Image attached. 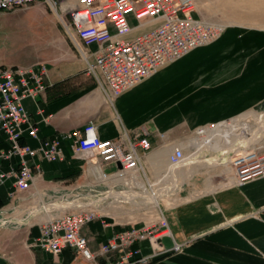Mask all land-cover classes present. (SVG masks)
Returning <instances> with one entry per match:
<instances>
[{
	"label": "crops",
	"instance_id": "crops-1",
	"mask_svg": "<svg viewBox=\"0 0 264 264\" xmlns=\"http://www.w3.org/2000/svg\"><path fill=\"white\" fill-rule=\"evenodd\" d=\"M36 6L44 5L30 7ZM130 17L136 26L137 20ZM55 33L57 41L52 53L32 65L46 66L47 92L38 101L26 98L24 106L31 123L39 128V139H58L64 159L47 162L38 156L29 160L33 166L43 168V174L30 193L15 198H11L13 181L0 188V218L11 217L18 203L30 213L33 209L39 210L41 203L55 195L57 189L86 180L88 162L94 156L75 152L74 139L66 135L85 128L90 122L97 123L98 136L105 141L120 140L122 133L133 139L136 132L147 131L154 150L143 161L147 173L153 176L170 169L168 158L173 146L193 139L198 128L232 122L252 110L264 112V52L234 53V47L243 43L232 38L231 31L218 43L197 48L154 77L144 79L114 102L87 73L88 60L83 55L86 47L77 33L74 30L69 33L65 28ZM98 49V45L90 47L95 52ZM0 65L20 67L3 61ZM25 130L23 143L39 149L42 141L30 136L29 126ZM160 133L167 138L163 139ZM213 134L217 140L227 136ZM218 146L219 152L227 151ZM8 148L10 143L5 133L0 132V149ZM20 161L17 155L3 161L2 166L10 171L18 168ZM224 166L225 172L218 177H206L200 170L203 166L196 168L192 175L184 169L178 171L180 189L173 196L175 202L165 212L173 238L183 247L150 264H264V178L238 185L230 165ZM106 170L114 171L116 167L108 165ZM22 196L30 200L19 201ZM30 213V225L16 229L0 227V264H112L121 256H114L110 262L99 254L103 244L126 229L117 216L98 219L84 227L91 251L97 256L96 260L89 261L73 248L65 249L59 256L31 249L29 243L40 236V230L36 217ZM165 243L168 248L175 245L170 238H165ZM151 248L149 242L139 241L132 250H140L142 257L150 255Z\"/></svg>",
	"mask_w": 264,
	"mask_h": 264
},
{
	"label": "built area",
	"instance_id": "built-area-1",
	"mask_svg": "<svg viewBox=\"0 0 264 264\" xmlns=\"http://www.w3.org/2000/svg\"><path fill=\"white\" fill-rule=\"evenodd\" d=\"M36 3L51 7L67 32L77 33L86 47L83 54L88 60L86 71L106 90L111 102L195 49L215 42L224 30V26L215 25L197 14L196 0H0V12L28 8ZM130 16L137 20L136 26ZM92 44L99 46L96 52L90 50ZM45 68L43 65L25 68L0 65V132L5 133L10 143L8 150L0 149V188L13 181L11 198L30 193L43 174V168L33 166L29 160L38 156H43L47 162L64 159L58 139H39V128L31 123L24 106L26 98L38 101L47 92ZM227 123L230 122L200 127L193 139L175 144L168 158L170 169L152 176L147 173L143 161L154 150L147 131L136 132L133 139L122 133L120 140L105 141L98 136L97 123L90 122L85 128L66 135L74 139L75 152L94 156L88 162L86 180L63 190L57 189L55 195L41 203L39 210L33 209L31 213L18 203L11 217L0 218V227L16 229L30 225L28 213L33 214L40 236L31 240V249L59 256L65 249L73 248L94 261L97 256L91 251L84 227L114 215L126 229L103 244L99 251L110 262L121 254L112 264H150L164 253H177L183 245L173 238L164 207L165 201L175 202L173 196L180 189L175 171L188 165L197 166L205 154L198 145L206 135L203 131ZM28 126L30 136L42 141L39 149L23 143ZM160 135L167 138L166 134ZM263 153L254 148L232 159L226 155L224 163L234 172L235 184L264 178ZM17 155L21 158L19 167L5 170L3 161H10ZM108 165L115 166L116 170H106ZM27 200L30 199L19 197L21 202ZM153 211L158 215L149 223H134L143 213ZM165 238L173 239L175 245L168 248ZM139 241L151 244L150 255L141 257L140 250H132Z\"/></svg>",
	"mask_w": 264,
	"mask_h": 264
},
{
	"label": "rangeland",
	"instance_id": "rangeland-1",
	"mask_svg": "<svg viewBox=\"0 0 264 264\" xmlns=\"http://www.w3.org/2000/svg\"><path fill=\"white\" fill-rule=\"evenodd\" d=\"M196 1L198 2V14L203 19L211 21L215 25L224 26L222 35L208 46L218 43L223 36L231 31L230 36L239 39L243 43L234 47V53L261 54L264 52V0ZM63 28H65L64 24L56 17L54 10L46 5L0 12V61L7 64L16 63V65L24 68L31 67L39 58L45 59L52 53L57 41L55 31H63ZM261 48L263 49L261 50ZM209 131L216 132L219 135L230 134V138L235 135L237 140L230 141L237 147L219 152V141L212 136L213 139L211 138L207 146L200 147L205 153L202 162L195 167L192 165V167L185 168L184 172H189L192 175L196 168L199 169L203 166L204 169L200 170L205 173L206 177H213L214 175L218 177L225 172L223 169L225 168L224 158L226 155L230 156H227L228 158H233L239 156V153H243L245 150L251 151L254 148H259L261 152H264V148H260L264 147V112H254L252 110L242 117L237 116V119L230 123ZM245 137L250 138V142L247 143L248 139H243ZM208 139L209 134L200 140L207 141ZM242 142L247 145L242 144ZM239 148L242 150L239 151ZM236 151L239 152L238 155L235 153ZM226 152L228 154L225 155ZM175 172L178 174V171ZM165 203V210L172 206L169 201H165ZM157 215L158 213L154 211L148 214L143 213L134 223L139 225L149 223L150 219L156 218ZM171 253L175 252L164 253V255Z\"/></svg>",
	"mask_w": 264,
	"mask_h": 264
},
{
	"label": "bare ground",
	"instance_id": "bare-ground-1",
	"mask_svg": "<svg viewBox=\"0 0 264 264\" xmlns=\"http://www.w3.org/2000/svg\"><path fill=\"white\" fill-rule=\"evenodd\" d=\"M223 26V25H222ZM247 127V126H246ZM245 127V128H246ZM214 129V128H213ZM204 132V134H209V139L207 140V141H204V140H202L200 143H199V145H201V147L202 146H207V144L211 141V138H213L212 137V134H213V132H211V131H209V130H205V131H203ZM229 136V137H228ZM241 137V136H240ZM244 140H247L246 142L248 143V141L250 142V138H248V137H245V138H243ZM230 140H233V141H236L237 139H236V137H235V135L234 136H232L231 138H230V134L229 135H227V136H221V138L220 139H218V141H219V143H218V145H220V147H222V148H224V149H227V151L229 150V145H230V148L231 149H235L237 146H235V144H232L231 143V141ZM242 144H245V142H242ZM245 145H247V144H245ZM251 146H252V144H251ZM260 148H262V147H260ZM240 150H242L241 148H239V151ZM235 151V150H234ZM246 151V150H245ZM235 153H237V155H238V151H236ZM230 157V156H229ZM232 159V158H231ZM200 162H202V158H201V160H200ZM200 164V163H199ZM189 167H192V165L190 166V165H188L187 166V168H189ZM186 168V169H187Z\"/></svg>",
	"mask_w": 264,
	"mask_h": 264
}]
</instances>
